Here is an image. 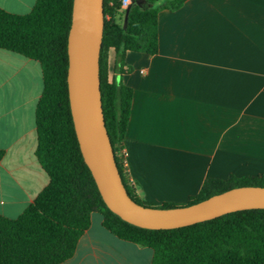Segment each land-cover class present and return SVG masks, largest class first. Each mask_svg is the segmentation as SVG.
I'll return each instance as SVG.
<instances>
[{
	"label": "crops",
	"instance_id": "1",
	"mask_svg": "<svg viewBox=\"0 0 264 264\" xmlns=\"http://www.w3.org/2000/svg\"><path fill=\"white\" fill-rule=\"evenodd\" d=\"M34 3L0 0V8L23 14ZM157 30V52L126 51L121 75L108 51L109 79L132 89L123 151L136 194L156 206L184 204L207 177L264 173V0H184L159 10ZM8 65L18 84L0 102V214L14 218L48 176L34 154L40 65L0 48V79ZM151 255L92 213L60 264H150Z\"/></svg>",
	"mask_w": 264,
	"mask_h": 264
},
{
	"label": "trees",
	"instance_id": "2",
	"mask_svg": "<svg viewBox=\"0 0 264 264\" xmlns=\"http://www.w3.org/2000/svg\"><path fill=\"white\" fill-rule=\"evenodd\" d=\"M184 0H103L99 54L100 95L104 124L116 165L129 196L144 206L135 191L121 152L131 111L132 89L108 77V51L115 52L114 71L121 75L126 51L148 55L158 50L157 16L161 8H178ZM72 0H35L31 10L17 14L0 8V48L39 63L42 90L34 111L35 157L48 183L16 217L0 214V264H60L71 258L92 213L121 240L152 251L150 264H264V208L225 213L171 229H147L122 220L102 200L85 164L69 107L67 36ZM127 12V13H126ZM126 13V24L123 20ZM0 149V160L3 156ZM264 187V173L225 178L207 177L191 204L229 188Z\"/></svg>",
	"mask_w": 264,
	"mask_h": 264
},
{
	"label": "water",
	"instance_id": "3",
	"mask_svg": "<svg viewBox=\"0 0 264 264\" xmlns=\"http://www.w3.org/2000/svg\"><path fill=\"white\" fill-rule=\"evenodd\" d=\"M102 2L72 0L66 82L70 113L82 158L109 210L122 220L142 228L171 229L237 210L264 208V187L255 185L236 186L191 204L170 207L144 206L129 196L116 165L101 105L99 54L104 22ZM142 2L137 0L139 4ZM126 13L123 26L126 24Z\"/></svg>",
	"mask_w": 264,
	"mask_h": 264
},
{
	"label": "rangeland",
	"instance_id": "4",
	"mask_svg": "<svg viewBox=\"0 0 264 264\" xmlns=\"http://www.w3.org/2000/svg\"><path fill=\"white\" fill-rule=\"evenodd\" d=\"M15 69V65H8L4 77L0 79V102L7 95L6 88H14L18 84V75L14 74Z\"/></svg>",
	"mask_w": 264,
	"mask_h": 264
},
{
	"label": "built area",
	"instance_id": "5",
	"mask_svg": "<svg viewBox=\"0 0 264 264\" xmlns=\"http://www.w3.org/2000/svg\"><path fill=\"white\" fill-rule=\"evenodd\" d=\"M130 2V0H121V4L123 7L127 6V4ZM121 157H122V165L125 167L127 166L126 159H125V152L122 150L121 152ZM127 171V169H126Z\"/></svg>",
	"mask_w": 264,
	"mask_h": 264
}]
</instances>
